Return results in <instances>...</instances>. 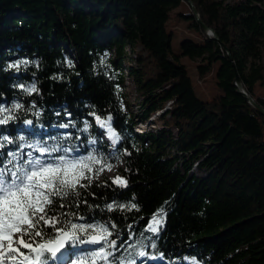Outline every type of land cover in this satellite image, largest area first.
Returning a JSON list of instances; mask_svg holds the SVG:
<instances>
[{"label":"trees","instance_id":"trees-1","mask_svg":"<svg viewBox=\"0 0 264 264\" xmlns=\"http://www.w3.org/2000/svg\"><path fill=\"white\" fill-rule=\"evenodd\" d=\"M193 1L219 39L186 0H0V107L14 117L0 125V161L28 167L42 148L51 158L96 157L94 175L54 197L46 213L57 227L98 224L111 233L100 248L70 243L65 260L48 264H264V115L234 85L239 74L264 106V0ZM180 7L203 40L185 38L176 53L167 22ZM182 55L200 58L198 72L213 73L221 93L200 98ZM125 72L140 99L136 114ZM154 113L158 128L135 131ZM95 116L111 118L113 154ZM116 163V176L97 178L101 165ZM113 240L108 259L94 255Z\"/></svg>","mask_w":264,"mask_h":264},{"label":"snow or ice","instance_id":"snow-or-ice-1","mask_svg":"<svg viewBox=\"0 0 264 264\" xmlns=\"http://www.w3.org/2000/svg\"><path fill=\"white\" fill-rule=\"evenodd\" d=\"M23 87V86H21ZM33 85L29 91H35ZM15 109L22 107L20 104L12 106ZM5 113H8L5 115ZM14 119L11 115V109L0 107V125L7 124ZM96 120L101 125H108L109 120ZM27 123H31L28 121ZM67 127V125H65ZM113 136L116 134L113 132ZM8 137L3 140L8 141ZM21 139H23L21 137ZM4 145L0 144V148ZM41 151H47L42 148ZM68 151V150H65ZM8 155H14L9 153ZM31 156V154H29ZM96 160V157L89 155L79 159H70L66 156L53 158L51 161H42L39 158L29 159L28 167L20 164L18 167H4L0 161V264L6 262H16L18 256L22 258L20 264L30 259L20 250V247L14 246V243L29 250V254H35V261L38 264H48L49 259H56L58 253L70 243H92L97 244L101 241H107L111 233L104 225L98 224H76L71 223L68 228L57 227L60 221L55 216H48L46 210L53 204L54 197L67 196L70 191L75 190L81 184V180L88 179L86 171H90V162ZM86 161H88L86 163ZM11 164V161H9ZM114 182L126 186V181L116 177ZM63 207V205H61ZM113 206L108 205L111 209ZM120 207H124L121 205ZM135 208L136 205H131ZM44 226L53 228L55 236L47 234L41 228ZM149 225L151 231L156 232L155 224ZM19 234L14 241V235ZM80 234L88 236V240H81ZM39 242L35 241L36 237H45ZM32 241V242H30ZM116 241L108 242L109 247L115 246ZM18 254V256L16 255ZM102 259H107L110 253H106L104 248L94 253ZM139 256L147 255L145 252H139ZM72 264H77L73 261ZM130 264H135L134 261Z\"/></svg>","mask_w":264,"mask_h":264},{"label":"rangeland","instance_id":"rangeland-1","mask_svg":"<svg viewBox=\"0 0 264 264\" xmlns=\"http://www.w3.org/2000/svg\"><path fill=\"white\" fill-rule=\"evenodd\" d=\"M181 8L182 7L171 9L170 19L167 22V29L172 32V48H173L174 52H176V53H179L181 51L180 44H181V41L185 38H190L196 42H202V40H203L201 34L198 31L194 30L190 26V19L184 18L183 16L178 14V11ZM182 10H185V9L183 8ZM139 48H140V46H139ZM129 51L131 52V55H132L131 62L133 64H136L132 50L129 49ZM65 52L68 56H71V54H72V52L70 50H68L67 48L65 49ZM199 60H200V58L193 59V58L189 57L188 55H182L180 58V62L185 64V66L187 67V69L189 71V74L191 75V77L193 79L194 87L196 89L197 95L202 99L214 98L219 93H221V89L217 86L216 79H215V76L213 73L206 74V75L202 76L198 72L196 64H197V61H199ZM129 63L130 62L125 61L124 64H125V66H127ZM125 75H126V77L124 79V88H125V91H126L127 96H128L127 97L128 98L127 99L128 100V107L136 114L138 111L137 103L140 99H138V97L136 95L132 78L130 76H128L127 72H125ZM33 85L35 86V89H36V84L34 81H32V86ZM158 115H159L158 113H154L152 115V117L148 119V121H145L143 123V125L138 123V125L135 128V131L138 132V131H140V129L144 130L147 128H152V129L158 128L159 127L158 124L157 125L153 124V123H157L154 118L158 117ZM96 117H98V116L94 117L95 121H97ZM100 120L103 121L106 119L100 118ZM59 128L66 129L65 126H60ZM98 130H100V133L102 134L103 138L105 139V142L110 145V147H109L110 154H113L115 152V149L113 148V143L115 141H117L118 135L112 130V128L109 125H101L100 123H98ZM173 131L176 132L175 129H173ZM106 132H108V135H106ZM113 132L116 134L115 136L112 135ZM90 142H91V144H95V142H93V141H90ZM174 151H175V148L172 149V152H174ZM70 153L76 154L73 151H70ZM43 154H45V151H41L37 155L40 160H42V161L53 160V158H51L50 156H48V155L44 156ZM37 156H36V158H37ZM63 156H66L70 159L81 158L80 155H78L77 157L68 156V155H63ZM87 162L88 161H86V163ZM98 165H101V164H98ZM119 166H122V164L116 163L115 165H113L111 167H109V166L106 167L105 165H101V170H100L101 174L99 176H97V178L102 179L104 175H106L107 177L116 176V174L119 173V170H118ZM94 167H95V164H94ZM94 167L90 168L91 169L90 171L85 172V175H88V173L94 175V171H93ZM191 172L194 173L195 175H200V176L205 174V171L201 170L196 165H194L192 167ZM18 235L19 234L14 235V237H13L14 241L17 239ZM88 245L89 246L90 245L98 246L96 248H100V246L101 247L103 246V245H99V243H97V244L88 243ZM14 246L20 247L21 251H22V249H24L22 246H19L15 243H14ZM104 249H105L106 253H110V255H111L115 252L116 247L113 246V247H110L108 249H106L104 247ZM24 250H26L25 254L29 253L28 249H24ZM110 255L107 256V259ZM57 259H60L61 261L64 260L65 259V252L58 253ZM100 259H102V258L100 257ZM20 260L17 259L16 262L8 261V262H6V264H20ZM31 262H35V256L34 255L30 256V259L28 261H24V264H29Z\"/></svg>","mask_w":264,"mask_h":264},{"label":"water","instance_id":"water-1","mask_svg":"<svg viewBox=\"0 0 264 264\" xmlns=\"http://www.w3.org/2000/svg\"><path fill=\"white\" fill-rule=\"evenodd\" d=\"M192 11L193 14L196 16L197 20L199 21V23L201 24L202 28L204 29V31L208 34V35H212L214 36L216 39L218 38V34L215 31V29H213L212 27H210L206 22L203 21V19L201 18V15L194 3L193 0H186ZM223 46L225 48V50L227 51V53L231 56V51L230 48L223 43ZM234 85L236 86V89L238 92L242 93L244 95V97L258 110L260 111L263 115H264V106H262L260 103H258V101L248 92L246 86L244 85L241 77L239 74H236L235 78H234Z\"/></svg>","mask_w":264,"mask_h":264},{"label":"bare ground","instance_id":"bare-ground-1","mask_svg":"<svg viewBox=\"0 0 264 264\" xmlns=\"http://www.w3.org/2000/svg\"><path fill=\"white\" fill-rule=\"evenodd\" d=\"M87 240H88V238H87ZM87 240H86V241H87ZM87 244H88V243H87ZM66 247H67V246H66ZM65 250H66V248L63 249L62 252H65ZM35 262H36V261H35ZM36 264H38V262H36Z\"/></svg>","mask_w":264,"mask_h":264}]
</instances>
